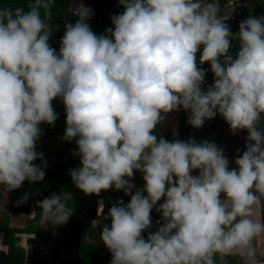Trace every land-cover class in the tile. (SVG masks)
I'll return each instance as SVG.
<instances>
[{
  "label": "clouds",
  "instance_id": "9594fccd",
  "mask_svg": "<svg viewBox=\"0 0 264 264\" xmlns=\"http://www.w3.org/2000/svg\"><path fill=\"white\" fill-rule=\"evenodd\" d=\"M116 2L111 26L97 33L94 10L73 0L76 20L65 22L58 49L46 23L54 0L0 6V185L12 192L44 179L41 125L55 126L58 102L61 139L75 141L79 157L68 170L74 186L129 197L106 213L99 207L91 222L109 264H226L232 256L260 264L253 240L264 238V11L233 32L235 7L220 15L219 0ZM181 110L195 129L219 116L232 134L246 131L243 147L230 158L214 140L158 133ZM63 199L36 201L42 222L67 223L74 210Z\"/></svg>",
  "mask_w": 264,
  "mask_h": 264
},
{
  "label": "trees",
  "instance_id": "16d2710c",
  "mask_svg": "<svg viewBox=\"0 0 264 264\" xmlns=\"http://www.w3.org/2000/svg\"><path fill=\"white\" fill-rule=\"evenodd\" d=\"M79 1V0H77ZM85 6H89L94 10L95 15L89 21L93 30L97 33L103 32L106 27L111 26L110 14L116 13L120 10L116 0H83ZM28 0H0V6H23L27 10ZM73 0H54L51 6V19L47 20L46 23L52 29V35L50 37V44L58 49L60 39L64 33L65 22L74 23L76 17L72 15L71 8ZM264 11V4L258 0H248V6L245 12V17L250 14H259ZM41 16H44V9H41ZM56 111L60 114V117H64L63 106L58 102H54ZM57 120L55 126H49L42 124L43 135L41 142L49 140L50 138H60L64 134L65 122L62 124L60 120ZM182 131L181 133L187 134V118H184L181 122ZM74 143V144H73ZM73 144L76 146L75 141H65L57 146H52L50 143L40 144L38 151H42L46 163L49 164L48 168L44 167L45 177L42 181H38L30 184L25 181L22 185L25 193H28V200L26 203L20 206H14L12 211L16 212H28L30 209V202L33 198L43 200L45 197L50 196L52 193L60 194L64 199L63 202L68 207L74 209L73 214L69 218L68 222L63 225H57L54 223L50 224V230L61 229L62 234L69 231V235L64 240L69 243V250L62 251L61 248H56L57 252H54L53 257L47 263H44L41 249L38 246L37 241L43 237L49 236L51 232L44 231L42 229V210L37 206V213L35 217L29 219L28 223L24 227H15L10 224L12 214L4 213L0 218V232L2 235V243H16L18 239H21L25 234L32 235V241L34 245L29 249H23L20 247L13 248L10 254H6L0 250V264H109L111 255L103 245L100 239V228L94 227L92 221L97 219V212L95 213L96 207L94 206V200L96 195H87V198L83 197L81 191H78L74 186L72 179L64 178L63 173L65 168L63 167L68 159L67 156L71 155L72 152L66 151L68 145ZM56 152V154L49 155L47 153ZM36 164H42L40 160L35 161ZM6 189V186L0 185V201L3 198L2 190ZM58 189H71L74 192V197H64L59 193ZM76 192V193H75ZM117 197V196H116ZM119 198V197H117ZM87 199V200H86ZM16 202V201H15ZM107 204L110 205V197H107ZM1 205V203H0ZM70 209V208H69ZM156 212H153V217ZM36 226L41 227V231H36ZM67 254L70 259H62L61 255Z\"/></svg>",
  "mask_w": 264,
  "mask_h": 264
},
{
  "label": "crops",
  "instance_id": "0c3cea01",
  "mask_svg": "<svg viewBox=\"0 0 264 264\" xmlns=\"http://www.w3.org/2000/svg\"><path fill=\"white\" fill-rule=\"evenodd\" d=\"M258 1L260 2V0H258ZM184 118H188L187 114L184 111H182L179 114L176 112L168 114L167 120H165L160 125H158V133H162L167 139L171 140L173 138V129L175 128L176 130H178L179 138H181V139L186 140L189 138V136H193L197 141H200L202 139L214 140L215 143L219 147H223L225 149L226 155H228L230 158L235 156V149L237 147L242 148L244 143H245L244 137L247 135L246 131L238 132L235 135L232 134L228 124L219 116H217L215 119H213L211 121L206 120L203 127L200 129H195L191 125L187 124V134H186V132L181 133V131L183 130L181 127V125H182L181 122ZM53 139H55V138H50L49 140H53ZM60 141L61 142H57V140H55V141L51 142L50 145L57 146V145L65 142L64 140H60ZM73 144L66 146L67 147L66 151L72 152V149H74L76 147ZM47 154H49V155L54 154L55 155L56 152H51V153L49 152ZM65 159H68V160L65 162V164L63 166L65 168V172L63 173V175H64V178H67L70 180L71 176L69 175L68 170L70 168H75L79 164V157L71 154V155L67 156ZM134 179H135V183L137 186L143 185L142 176L139 172L136 173ZM58 190H59L58 192L61 193L64 197H66V196L67 197H69V196L74 197V192H72L71 189H63V190L58 189ZM77 190L80 191L79 189H77ZM108 196L110 197V205L112 203H115V201L117 199H120V198H123L125 202H127L129 199V197L127 195H125V193L123 191H117V190L102 191L99 194V196L96 195L95 198L94 197L92 198L94 200V206L96 207L95 213L97 212V214H98L99 207L104 208V210L107 212V209L110 206V205L108 206V204H107V197ZM116 196L119 198H117ZM83 197L87 198V195L83 194ZM36 201H37V198L32 199V201L30 202V209L28 212L12 211V207H14V206L9 208L10 211L8 212V214H12L11 215L12 220H11L10 224L12 226H15V227H24L28 223L29 219L35 217V215L37 213ZM66 207L68 209L69 208L73 209L72 207H68V206H66ZM260 211L262 212V214H264V209H261ZM153 212H155V210H153ZM4 213H5V207L2 209L0 218L2 217V215ZM156 214L157 213H155V215ZM49 225L50 224L48 223V221H44V222H42L41 226H42V229L44 231H49V232H51V234L55 233L59 236L64 231V230L61 231V229L50 230ZM36 228L37 229H36L35 233L37 234L38 230L41 231L40 230L41 227L36 226ZM66 232H69V231H66ZM2 235L3 234L0 232V250L4 251L6 254H10L13 251L14 246L20 247V248H23L26 250V249H29L30 247H32V245H34V243L32 241L33 236L29 235V234H25L21 239H18V240H21L23 246H17L16 243L3 244L2 243ZM37 243L39 244V240L37 241ZM253 246L256 247V249H257V254H256L257 261H259L260 264H264V255H262V253H264V238H261L259 241L254 239L253 240ZM67 247H69V243H68ZM67 247L65 249L62 248V251H64V252L68 251L69 248L67 249ZM55 252H57V251H55ZM225 260H226V264H243L242 260L238 256L226 257ZM217 262L219 264L218 258H217Z\"/></svg>",
  "mask_w": 264,
  "mask_h": 264
},
{
  "label": "built area",
  "instance_id": "2783aa9c",
  "mask_svg": "<svg viewBox=\"0 0 264 264\" xmlns=\"http://www.w3.org/2000/svg\"><path fill=\"white\" fill-rule=\"evenodd\" d=\"M219 2L221 6L220 15L228 14L230 10L233 7H235V13H234L235 18L230 20L229 23L231 25L232 31L236 32L238 30L239 22L245 18V12H246L247 7L239 6V4L241 3V0H219ZM247 6H248V3H247ZM234 44H235V41H234ZM233 52H235V47L233 48ZM205 67H209V66L205 65ZM207 80L211 82L212 80L211 73L208 74ZM181 112L182 110L176 113L179 114ZM38 165L43 166V164H38ZM48 167L49 166L47 164L46 168ZM2 193H3V198L0 201L1 203L0 215H1L2 209L4 208V203H8V202L15 203V201H18L21 197H23L26 194L22 186L19 189L12 191V192H8L6 189H3ZM104 212L106 213L105 210ZM98 218L99 216L97 215V219ZM158 218H159V214L157 213L156 216H154V221H153L154 226H155V220ZM68 235H69V232H66V231L63 234L61 233L60 236L55 233H52L49 236L43 237L39 240L38 246L41 249V253L43 254L42 257H43L44 263H47L49 260H51V258L54 255V252L56 251V248L65 249L67 247L68 243L64 240V238H67ZM16 245L23 246L21 240H17ZM61 258L68 259V260L70 259V257L67 256V254H62Z\"/></svg>",
  "mask_w": 264,
  "mask_h": 264
},
{
  "label": "rangeland",
  "instance_id": "374dc122",
  "mask_svg": "<svg viewBox=\"0 0 264 264\" xmlns=\"http://www.w3.org/2000/svg\"><path fill=\"white\" fill-rule=\"evenodd\" d=\"M77 3H79V1H77ZM59 120H60V122H61L62 124L65 122V118H64V117H60ZM55 140H57V142H61L60 140H62V139H61V137H60V138H55V139H53V140H47V141L45 140V141H44L45 143H42L41 140H40V141L38 142V146H39L40 144H46L47 142H48V143H51V142H53V141H55ZM9 203H10V202H8V203H4L5 213H8V212L10 211L9 208H11V207L13 206V204H14V203H12V202H11L10 204H9ZM12 208H13V207H12ZM68 248H69V247H67V249H68Z\"/></svg>",
  "mask_w": 264,
  "mask_h": 264
}]
</instances>
